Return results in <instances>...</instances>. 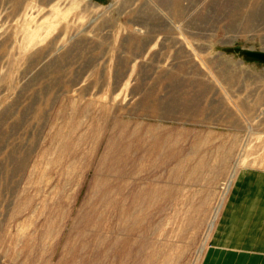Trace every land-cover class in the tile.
Returning a JSON list of instances; mask_svg holds the SVG:
<instances>
[{
	"label": "rangeland",
	"instance_id": "374dc122",
	"mask_svg": "<svg viewBox=\"0 0 264 264\" xmlns=\"http://www.w3.org/2000/svg\"><path fill=\"white\" fill-rule=\"evenodd\" d=\"M261 179L264 0H0V264H209Z\"/></svg>",
	"mask_w": 264,
	"mask_h": 264
},
{
	"label": "crops",
	"instance_id": "0c3cea01",
	"mask_svg": "<svg viewBox=\"0 0 264 264\" xmlns=\"http://www.w3.org/2000/svg\"><path fill=\"white\" fill-rule=\"evenodd\" d=\"M240 190L238 184L234 194H238L236 201L239 207L232 217L230 209L224 215L222 234L215 247L213 260L209 264L215 261H222L221 264L223 261L225 264H257L260 259H264V256L258 255L264 254V245L259 244L257 239L258 234L264 235V179L257 181L255 186L252 184L243 197ZM251 204L248 214L247 208ZM247 215L250 216L247 218ZM233 220H235L234 231L230 235L229 223Z\"/></svg>",
	"mask_w": 264,
	"mask_h": 264
},
{
	"label": "bare ground",
	"instance_id": "6f19581e",
	"mask_svg": "<svg viewBox=\"0 0 264 264\" xmlns=\"http://www.w3.org/2000/svg\"><path fill=\"white\" fill-rule=\"evenodd\" d=\"M127 127V126H126ZM129 128V127H128ZM111 135V134H110ZM153 136V135H152ZM114 138V137H113ZM150 139V138H149ZM154 140V139H153ZM106 142V141H105ZM160 142H163V141H160ZM141 143V142H140ZM143 143V142H142ZM144 144V143H143ZM155 144V143H154ZM164 144V143H163ZM146 145V144H145ZM151 145V144H150ZM144 147V146H143ZM135 152V151H134ZM166 152V151H165ZM105 153V152H104ZM168 153V152H167ZM143 154V153H142ZM144 155V154H143ZM134 156V155H133ZM140 156V155H139ZM138 156V157H139ZM117 157H120V156H117ZM137 157V156H136ZM122 160V159H121ZM120 161V160H119ZM122 162H124L123 160H122ZM125 164H126V162H125ZM124 164V165H125ZM124 167V166H123ZM159 171V170H158ZM68 172H69V169H68ZM156 173H157V171H156ZM155 173V174H156ZM141 184V183H140ZM102 188V187H101ZM103 191V190H102ZM157 193V192H156ZM151 196V195H150ZM132 199V198H131ZM160 201V200H159ZM95 210V209H94ZM96 215V214H95ZM101 216V215H100ZM97 219V218H96ZM100 219V218H99ZM95 222V221H94ZM99 222V221H98ZM147 225V224H146ZM142 226V225H141ZM96 229V228H95ZM94 231V230H93ZM127 231V230H126ZM92 234V233H91ZM112 239V238H111Z\"/></svg>",
	"mask_w": 264,
	"mask_h": 264
}]
</instances>
